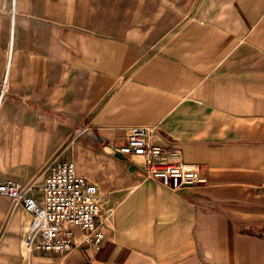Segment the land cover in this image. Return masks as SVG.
I'll return each instance as SVG.
<instances>
[{
    "label": "crops",
    "instance_id": "obj_1",
    "mask_svg": "<svg viewBox=\"0 0 264 264\" xmlns=\"http://www.w3.org/2000/svg\"><path fill=\"white\" fill-rule=\"evenodd\" d=\"M132 126L207 183L146 178ZM54 162L97 185L103 240L25 255L0 195V264H264V0H0V183L39 195Z\"/></svg>",
    "mask_w": 264,
    "mask_h": 264
},
{
    "label": "built area",
    "instance_id": "obj_2",
    "mask_svg": "<svg viewBox=\"0 0 264 264\" xmlns=\"http://www.w3.org/2000/svg\"><path fill=\"white\" fill-rule=\"evenodd\" d=\"M152 132L145 126L128 128L117 153L141 165L146 178L173 192L207 183L206 176L183 161L178 151L153 144ZM29 189L14 181L0 183V195L21 205L31 217L23 239L28 253L63 255L73 249L77 238L92 246L103 240L96 226L102 212L98 187L80 175L74 163H52L39 195Z\"/></svg>",
    "mask_w": 264,
    "mask_h": 264
},
{
    "label": "rangeland",
    "instance_id": "obj_3",
    "mask_svg": "<svg viewBox=\"0 0 264 264\" xmlns=\"http://www.w3.org/2000/svg\"><path fill=\"white\" fill-rule=\"evenodd\" d=\"M23 253H24L25 255L28 254V252H27V250H26L25 248L23 249ZM25 257H26V256H25ZM25 262L28 263V262H27V258H25Z\"/></svg>",
    "mask_w": 264,
    "mask_h": 264
},
{
    "label": "water",
    "instance_id": "obj_4",
    "mask_svg": "<svg viewBox=\"0 0 264 264\" xmlns=\"http://www.w3.org/2000/svg\"><path fill=\"white\" fill-rule=\"evenodd\" d=\"M113 153H116V152H115V151H113ZM117 154H119V153H117ZM119 155H120V154H119ZM120 157H121V158H123V156H122V155H120Z\"/></svg>",
    "mask_w": 264,
    "mask_h": 264
}]
</instances>
